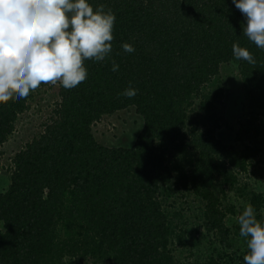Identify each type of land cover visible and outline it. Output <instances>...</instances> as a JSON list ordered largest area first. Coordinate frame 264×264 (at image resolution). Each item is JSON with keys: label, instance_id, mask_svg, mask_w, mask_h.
<instances>
[{"label": "trees", "instance_id": "16d2710c", "mask_svg": "<svg viewBox=\"0 0 264 264\" xmlns=\"http://www.w3.org/2000/svg\"><path fill=\"white\" fill-rule=\"evenodd\" d=\"M87 2L114 12L112 52L86 60L87 79L77 87L56 83L42 130L9 158L0 264H185L175 254L188 220L173 206L187 202L198 209L196 230L216 237L210 245L247 243L238 216L251 204L261 220L264 205V193L248 192L245 181L252 163L264 162V50L243 34L244 15L233 0ZM234 43L255 63L235 58ZM221 71L234 74L233 96L218 83ZM130 81L137 95H118ZM31 99L30 91L0 103V171L2 146ZM132 109L142 121L132 144L96 140L93 127L104 116ZM228 109L239 113L233 124L225 122ZM163 196L172 197L171 208ZM209 256L192 264H227Z\"/></svg>", "mask_w": 264, "mask_h": 264}, {"label": "clouds", "instance_id": "9594fccd", "mask_svg": "<svg viewBox=\"0 0 264 264\" xmlns=\"http://www.w3.org/2000/svg\"><path fill=\"white\" fill-rule=\"evenodd\" d=\"M233 3L247 21L243 34L264 50V0ZM115 19L111 9L101 4L94 11L87 0H0V103L27 98L42 83L59 81L70 90L84 82L85 61H104L112 52ZM122 48L135 51L129 43ZM232 52L237 59L255 63L238 43ZM111 70H119L115 61ZM137 92L130 81L118 95L133 98ZM238 224L249 250L244 264H264V222L251 204L238 216Z\"/></svg>", "mask_w": 264, "mask_h": 264}, {"label": "rangeland", "instance_id": "374dc122", "mask_svg": "<svg viewBox=\"0 0 264 264\" xmlns=\"http://www.w3.org/2000/svg\"><path fill=\"white\" fill-rule=\"evenodd\" d=\"M228 71H221V78L218 83L225 88L230 86V93L226 91V94L230 95L231 92L234 94L236 92V88L233 85V80L229 76H234V74L227 73ZM57 85H52V88L48 87V84L41 85L32 93V99L28 102L29 108L19 116L18 123L16 125V129L14 134L3 146H2V159L1 166L2 169L0 171V191L4 192L7 188L9 182V172L6 167L9 162V158L13 156L15 151L21 145V141H25V138H31L36 133L42 130L41 123L47 120L49 117V113L53 108L54 102L57 100ZM210 89V87H207ZM234 90V91H233ZM231 94V95H232ZM228 95V96H229ZM233 96V95H232ZM233 99V98H232ZM229 101V98H228ZM229 108L232 104V101H229ZM239 113H235L231 111V109L226 110L224 113L225 122L229 124H233L238 118ZM260 120H264V113L260 115ZM141 118L135 113V111L128 110L115 113L111 116H106L102 118L101 123L94 126L93 134L96 140L105 146H126V144H132L134 140V135L137 134L141 125ZM251 177H245V181L249 182L250 186L248 187V192L252 189H256L259 192L264 193V162L259 160H255L250 166ZM244 179V178H243ZM254 187V188H253ZM247 192V191H246ZM247 192V193H248ZM234 196V194H233ZM241 199V198H240ZM162 200L166 201V205L168 208L170 204H172V197L168 200L164 196ZM182 199L180 198L179 201ZM240 201L235 198V202ZM178 204L174 205L173 208L180 209L185 212L184 217L185 220H188V225L186 227L187 232L185 238V243L182 247H179L176 250V257L180 262H184L185 264H192L197 260L206 259V254L222 259V262L227 264L231 263V260H237L238 264L243 260L242 258L248 253L247 243L243 238L239 239L236 242L232 243V247L230 249H225L223 246L214 247V245H210L209 242L216 239L215 236L205 234L201 229L196 230L197 218L193 217L196 215L198 211L197 208L193 204L186 203V205H182L183 208L178 207ZM189 207V208H188ZM197 209V210H196ZM261 220L264 222V205L261 210ZM193 214V215H192ZM185 229V228H184ZM178 231V229H176ZM176 235V234H175ZM182 238V237H181ZM198 239H202L201 243L197 245ZM80 264H111L109 262H97L95 260L86 259L82 261Z\"/></svg>", "mask_w": 264, "mask_h": 264}]
</instances>
